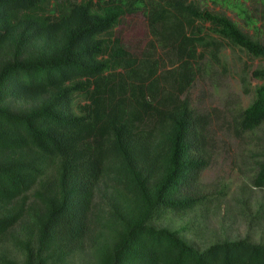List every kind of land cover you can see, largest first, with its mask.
<instances>
[{
  "label": "trees",
  "instance_id": "16d2710c",
  "mask_svg": "<svg viewBox=\"0 0 264 264\" xmlns=\"http://www.w3.org/2000/svg\"><path fill=\"white\" fill-rule=\"evenodd\" d=\"M210 1L254 34L207 0H0V264H264V200L237 198L245 236L207 234L228 192L202 187L213 112L188 97L227 47L264 60V0ZM240 80L224 122L264 189V66Z\"/></svg>",
  "mask_w": 264,
  "mask_h": 264
},
{
  "label": "rangeland",
  "instance_id": "374dc122",
  "mask_svg": "<svg viewBox=\"0 0 264 264\" xmlns=\"http://www.w3.org/2000/svg\"><path fill=\"white\" fill-rule=\"evenodd\" d=\"M207 4L212 10H224L210 0H207ZM248 5L253 13L262 12L261 2H249ZM224 11L242 27H245L247 32L254 34V30L247 28L233 11L226 8ZM259 27L264 38V25L260 23ZM121 32L131 45L141 44L142 47L148 39L146 26L141 17L128 19L121 28ZM224 53L230 72L222 73V69L218 68L212 77H199L189 91L188 97L195 107L205 112H213L210 115L212 118L209 139L211 158L209 166L202 175V187L208 191H218L226 186L228 192L225 201L217 209L213 208L209 212V232L207 234L211 231L221 235L223 226L228 227V234L231 238H236L245 236L247 232V222L239 212L237 198H247L249 206L254 210L256 204L264 200V189H259L250 183L252 160L245 152V142L232 134L224 118L227 117L230 107L234 105L246 107L250 104L252 95L244 92L240 74L245 69L264 66V60L250 57L237 49L233 51L229 47ZM260 82L254 81L253 86ZM187 219L186 216L169 214L159 225L179 228ZM193 241L195 245L203 248L209 244V237L197 238ZM12 255L19 254L13 252Z\"/></svg>",
  "mask_w": 264,
  "mask_h": 264
}]
</instances>
